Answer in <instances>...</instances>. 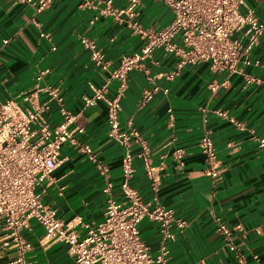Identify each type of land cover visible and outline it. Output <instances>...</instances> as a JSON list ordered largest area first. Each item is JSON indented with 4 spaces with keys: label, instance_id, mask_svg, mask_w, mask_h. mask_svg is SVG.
Instances as JSON below:
<instances>
[{
    "label": "crops",
    "instance_id": "obj_1",
    "mask_svg": "<svg viewBox=\"0 0 264 264\" xmlns=\"http://www.w3.org/2000/svg\"><path fill=\"white\" fill-rule=\"evenodd\" d=\"M244 2L243 13L252 11L264 21V0ZM81 4L82 0H53L38 13L32 5L0 0V100L20 102L38 73L49 70L43 84L61 89L67 108L78 116L74 127L84 131L76 139L95 150L114 184L113 195L120 200L124 148L109 138L107 105L101 101L86 107L82 99L93 95L91 86H103L107 74L93 65L80 39L96 40L112 68L122 56L140 52L144 42L133 35L126 14L116 20L99 14L105 7L99 0H91L89 7ZM113 6L126 9L129 2L114 0ZM136 11L138 22L156 31L173 19L172 11L155 0H145ZM177 63V57L156 51L145 61V69L131 72L120 114L122 127L137 129L148 142L153 165L164 167L159 181L161 204L187 223L182 232L173 228L175 238L167 244L169 264H264V146L260 144L264 138V36L252 51L250 64H241L239 72L227 80L209 63L189 64L181 70ZM172 74L173 79H167ZM251 78L260 82L248 83ZM115 88L113 83L108 97H113ZM146 91L152 93L150 100L144 98ZM218 111L243 124L244 130L219 117ZM45 117L51 124L61 121L57 104L50 105ZM204 128L220 162L216 179L206 175L199 149ZM176 150L183 154L181 163L175 158ZM139 152L134 147L131 185L149 201L153 194ZM62 159L53 183L40 188L43 202L65 222L81 217L90 226L99 225L107 199L105 178L71 143L63 146ZM218 222L243 226L244 231L233 238L236 251L216 232ZM139 228L155 254L161 245L159 225L146 219ZM78 230L84 237L86 230ZM44 234L36 222L23 234L34 247L27 254L31 264H76L66 244L47 242ZM17 255L11 244L1 250L0 264H11Z\"/></svg>",
    "mask_w": 264,
    "mask_h": 264
},
{
    "label": "built area",
    "instance_id": "obj_2",
    "mask_svg": "<svg viewBox=\"0 0 264 264\" xmlns=\"http://www.w3.org/2000/svg\"><path fill=\"white\" fill-rule=\"evenodd\" d=\"M16 1L34 6L38 13L53 3V0ZM99 1L105 6L99 11L100 15L120 20L126 14L133 35L144 42L140 52L122 56L119 65L112 68L96 40L85 36L80 39L82 47L90 53L93 65L107 74L104 85L91 86L93 95H84L82 99L86 107L101 101L107 105L109 138L124 148L122 198L117 200L113 195L114 184L106 177L108 170L99 162L95 150L76 139V135L84 131L74 127L78 116L67 108L61 89L43 84L49 70L39 72L32 88L23 94L20 102L0 100V252L15 245L18 255L11 264H31L27 254L34 247L23 234L30 230L32 222L44 229L43 239L47 242L66 244L76 264H169L167 244L175 238L173 228L182 232L187 223L160 202L159 181L164 167L153 165L148 142L137 129H124L121 125V102L128 89L129 74L145 69V61L154 52L162 51L178 58L177 70L206 62L227 80L239 72L241 64H250L252 51L264 36V21L258 20L252 11L242 12L244 0H155L173 13L172 21L159 31L144 27L137 20V7L145 0H128L126 9L115 8L114 0ZM89 6H92L91 0H82L81 7ZM167 79L172 80L173 74ZM251 82L260 81L251 78L248 83ZM113 83L116 88L110 98L108 93ZM42 96L45 101H41ZM144 98L150 100L152 93L146 91ZM52 103L58 106L61 117L58 124L49 123L45 117ZM203 112L206 123L207 111ZM217 115L230 119L244 130L243 124L235 122L225 112L218 111ZM66 143L87 156L105 178L104 220L97 226L84 223L81 217L65 222L43 202L40 188L53 183V173L63 163L62 150ZM260 144L264 146V138L260 139ZM136 146L140 148L137 157L143 159L150 181L153 195L149 201H145L131 185ZM199 149L205 158L206 175L218 178L220 162L215 143L205 128ZM174 155L181 163V150H176ZM146 219L159 225L161 245L155 254L141 237L139 226ZM78 228L86 230L84 237L80 236ZM239 231H244L241 224L229 227L223 222L217 223L216 232L226 239L232 251H236L233 238Z\"/></svg>",
    "mask_w": 264,
    "mask_h": 264
}]
</instances>
